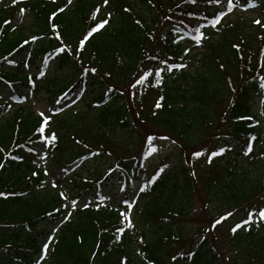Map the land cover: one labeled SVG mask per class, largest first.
I'll return each instance as SVG.
<instances>
[{
    "label": "trees",
    "instance_id": "1",
    "mask_svg": "<svg viewBox=\"0 0 264 264\" xmlns=\"http://www.w3.org/2000/svg\"><path fill=\"white\" fill-rule=\"evenodd\" d=\"M65 3L67 0H0V57L14 48L18 50L13 53L16 64L0 59V148L5 152L11 148L12 154L24 157L22 162L11 161L0 153V160H5V167L0 169V192L14 193L0 197V264H37L43 246L58 226L60 231L55 233L47 259L41 264H120L125 256L128 264H188L189 251L196 253L190 264H264V222L259 227L253 223L250 230L244 226L235 235L231 231L248 218L250 211L255 209L256 220L259 210L264 209V119L253 106L261 94L264 96V39H260L264 30L259 26L247 29L245 24H251L253 19L236 16L228 20L217 39L203 42L205 49L195 60V69L166 75L161 89H140L144 95L130 99L128 84L144 58V50L149 54H176V62H184L179 56L184 47L195 42L191 39L197 34L194 27L209 25L204 31L211 37L215 30L210 27L211 20L225 11L227 0L220 5L208 4L207 0H197L195 5L184 0H152L155 7L148 0H109L108 6L103 5V0H73L53 18L64 44L71 48L70 53L57 54L60 42L51 32L48 16ZM257 4L260 14H264V1ZM97 6V23L107 18L108 12L113 13L112 19L86 42L78 62V42L88 30L90 13ZM221 6L224 9L220 10ZM126 7L131 11L124 12ZM21 8L25 9L23 17ZM188 12L208 19L194 20ZM166 15L172 20H165ZM135 19L143 27L136 25ZM5 20L10 23L4 24ZM173 26L180 31H171ZM151 33L156 34L154 41L148 38ZM33 35L44 39L20 48ZM161 35L169 41L180 36L185 40L176 46L160 40ZM234 44L240 45L239 54ZM44 59H48L49 67H45ZM81 62L97 68L98 73L82 75ZM41 70L46 74L37 79ZM105 72H110L111 77ZM30 76L36 80V87L30 83ZM33 88L49 96L47 109H65L52 115L50 122V130L58 136L55 148L30 142V138L35 139L33 131L40 121L29 102ZM108 88L112 91L108 92ZM161 95L163 107L153 116L154 104ZM57 99L60 104L55 103ZM45 114L51 115V111ZM140 120L147 122L145 130L170 137L168 141H154L158 157L144 154L145 130H141ZM251 136L257 137L254 154L245 156ZM169 141L173 147L166 150L164 143ZM17 144L24 145L23 149ZM29 147L35 148V154L27 151ZM219 147L232 150L208 164L207 155ZM171 150L179 157L176 163L169 164ZM201 150H206L205 155L192 160L191 154ZM44 151L48 152L49 171L66 176L67 194L80 201L71 220L62 225L59 222L67 209L61 208L65 203L58 194L61 189H52L51 179L43 176L45 164L39 157ZM93 152L99 155L90 156ZM154 157L159 159L157 164L151 161ZM186 159L191 160V166ZM91 162L97 165L84 169ZM165 164L168 167L147 192L133 191L132 176L146 169L145 184ZM34 170H40L41 175L29 179ZM44 180L48 183L41 189L38 183ZM192 180L203 192L204 207L196 216L191 214ZM120 187L124 189L123 197L116 203L114 197L120 194ZM113 189L117 190L116 196L111 195ZM105 195L112 199L101 201L99 197ZM125 198L134 203L131 219L135 227L123 225L126 231L116 243V228L121 226L119 213L127 210ZM88 200L95 203L83 209ZM96 204L107 206L97 211ZM227 212L233 215L210 230L209 222ZM184 220L197 221L194 230L200 238L193 241L182 232ZM210 235L227 246L230 258L222 260L214 254L222 253L226 246L212 242ZM187 240V252L180 256L177 250L173 261L171 257L178 249L173 246Z\"/></svg>",
    "mask_w": 264,
    "mask_h": 264
},
{
    "label": "snow or ice",
    "instance_id": "2",
    "mask_svg": "<svg viewBox=\"0 0 264 264\" xmlns=\"http://www.w3.org/2000/svg\"><path fill=\"white\" fill-rule=\"evenodd\" d=\"M15 3V0H13ZM184 2L189 3V4H197V0H184ZM223 2V0H207L208 4L212 5H220ZM53 3H55V0H53ZM73 0H67V3H65L62 7H58L55 11H52L50 15L48 16V21L50 24V29L51 32L54 35V38L60 42V47L55 49V52L57 54L61 53H66V52H71V48L67 45L64 44L63 38L61 36V33L58 31V25L53 22V18L57 17L58 13H62L67 9L70 5H72ZM149 5L152 7H155V5L152 4V0H148ZM103 5L108 6L109 5V0H103ZM237 7V4L233 3V0H227V10L226 11H221L215 18L211 20L210 27L216 28L217 25L221 24V21L223 20L224 17L228 16L235 8ZM257 7V4L254 2V0H248L246 5L243 6L244 10L247 11L249 8H255ZM124 12H130L131 10L129 8H124ZM100 11V6H97L94 8L89 16L90 20V25L86 33L83 35V37L79 40L78 46L76 48V59L80 60V53L85 49L86 42L90 40L94 36V34L98 33L100 30L105 29L106 26L109 25V21L112 19L113 13L108 12L107 13V18L101 20L100 22H96L97 20V14ZM25 15V9L21 8L20 9V16L23 17ZM188 17L200 21V20H207L208 17H200L194 12H188L187 13ZM165 20H172L171 16H165ZM10 21L5 20L4 24H9ZM134 23L140 27H143L141 24V21L139 19H135ZM184 21L181 20L180 24H183ZM252 24L259 26L260 29L264 30V22H262L261 19H253ZM209 27L207 24H197L196 27H194L193 31L197 33L196 35L192 36L191 39L195 41V47H202L203 42L207 39H210L211 37L205 34L204 28ZM14 30V29H13ZM217 31L220 29L216 28ZM171 31L178 32L180 29L176 26H173L171 28ZM148 38L150 40H155L156 39V34L151 33L148 34ZM41 39H44V37L41 36H36L33 35L30 37V39H25L23 41V44L20 45V48H23L24 45H28L30 43H35ZM160 40L164 41L165 43H172L175 44L176 46H180L181 42L185 40L184 36H180L178 39L173 37L171 41H169L167 36L161 35L159 37ZM260 39H264V37H260ZM243 43V41H241ZM237 53L239 54L240 52V45L234 44L232 46ZM193 51L192 47H188L182 50L179 60L184 61L186 57L190 55V53ZM13 53H18L17 49H13L12 51L8 52L7 55L0 57L3 61L7 62L8 64H16L17 61L15 60V57L13 56ZM261 54L264 55V49H261ZM31 54H28L27 58H30ZM9 57H13L12 59H9ZM145 62H147V66L145 65ZM44 65L47 67L48 65V59H44ZM30 67V65H29ZM189 67L188 63L176 62V54L173 55H168V54H163L161 55L159 51H156L152 54H149L147 50H144V58L141 61L140 66H138L137 71L133 74L132 80L128 84V95L130 99H135L137 96H143L144 92H141L140 89H144L145 91L148 88H158L161 89L165 85V77L166 75H173L175 71L178 70H183ZM221 68H223V65H220ZM264 67V65H262ZM81 70H82V75H96L98 73V69L95 67H89L85 66L81 62ZM45 71L41 70L39 77L37 79L42 78L45 75ZM105 76L111 77L110 72H105ZM2 79V77H0ZM30 83L32 84L33 87H36V80H33L32 77L30 76L29 78ZM262 80H264V77H262ZM264 87V84L261 85ZM108 92L112 91V88L107 89ZM123 94V93H121ZM82 96L83 94L80 93ZM67 94H65L66 98ZM27 99V97H25ZM164 101V96L161 95L159 99L155 102L154 104V110L152 112L153 116H156L157 110L161 109L163 107V102ZM23 103V101H21ZM56 104H60L61 101L59 99L56 100ZM73 103H76L75 100H73ZM72 105L69 104L68 107H71ZM64 108H58V109H52L49 110L45 108L44 110L39 111L37 114L40 117V121L38 122V126L34 129L33 131V137L35 139L30 138V142L33 144H40L43 145L44 148L51 149L55 148L58 146L57 141H58V136L55 131H51V119L52 115H56L59 112L64 111ZM46 111H51V115H46ZM135 116L137 119L140 118V112L135 113ZM238 119H248L251 120L252 117H239ZM140 123L142 126L146 125V121L140 120ZM161 140V141H168L170 140V137L168 136H161L155 133L149 132L147 129L145 130V156H151L159 151V149L154 145V141ZM257 140L256 136H251L247 142L246 148L244 150V155L249 156L254 154V148H253V142ZM77 143H80V141H76ZM172 143H175V140H171ZM16 147L23 149L24 145L22 144H17ZM87 147V145H85ZM232 149L229 147H219L218 150L212 151L210 154L207 155V160L206 162L208 164H211L213 162V159L218 157V156H223L226 152L231 151ZM29 153L35 154V148L34 147H29L27 149ZM206 150H201V151H194L191 154L192 160L199 159L200 157L205 155ZM0 153L3 154L5 157V160H11V161H20L22 162L24 160V157L21 155H15L12 154V149L10 148L8 152H5L3 148H0ZM99 155L98 152H93L90 153V156H95ZM90 158V157H85V159ZM40 160H43L45 167L42 169L43 176L48 177L51 179V188L52 189H58L61 188L59 191V197L63 203L61 205V208L67 209L66 214L61 218V221L59 222L61 225L63 223H67L71 220L72 215L74 212L78 210V205L80 204V201L77 197L70 198L69 195L67 194L66 190L62 189V185L65 182L66 176L64 175H58L55 172L49 171L48 167L46 166L48 163V152L44 151V154L39 157ZM5 160H0V169H3L5 167ZM36 160H33V163H36ZM191 166V160L186 159L185 161ZM168 167L167 164L163 165L160 167L155 175H153L150 180H148L147 183H145L143 186L138 188L139 193H144L147 192L149 187L153 184L156 183V181L160 178L161 174L165 171V169ZM66 169H62L61 172L66 173ZM111 171V169L109 170ZM41 175L40 170H34L32 172V176L29 177V179H32V177H39ZM192 175H195V172L192 173ZM48 181L44 180L38 183V186L43 189L47 185ZM121 191H124L123 188L120 189ZM8 195H14V193H4L0 192V197L7 198ZM99 196V193L97 194ZM101 201H107L111 200L112 196L110 195H105V196H100L99 197ZM138 199V197H137ZM95 203L94 200H88L83 203L82 208L83 209H89L93 204ZM123 204L126 205L127 210L126 211H120L119 215L121 217V226L116 228V235H115V242L119 243L121 241V237L126 231V228L123 225H127L128 229H132L135 227V225L132 222L131 219V210L134 207V203L132 200L125 198L123 200ZM101 206H107L103 204H96V210L98 211ZM57 212L60 211V209H56ZM48 215H52L49 213ZM233 215L232 212H227L225 215H222L219 219H216L215 221H210V230L215 229L216 226L222 224L224 221H226L229 217ZM257 213L255 209L250 211L248 213V218L245 219L242 223H237L234 227H232L231 231L235 235L237 231L244 226H249L248 229L250 230V226L255 223L257 227H259L260 222H264V209H260L258 212V219L254 220L253 217L256 216ZM60 231V227H56L54 233L51 235L49 238L48 242L43 246V255L40 259L37 260V264H41L42 260L47 259L48 253H49V248L50 245L53 243V241L56 239L55 233H58ZM106 231V229L104 230ZM140 243L143 244V238H140ZM97 247H99V244H97ZM94 257L96 256V253L94 252L92 254ZM178 255L183 256V253H179ZM196 255L195 252L189 251L187 253V260L191 261L193 260L194 256ZM173 261L177 259V255H173L171 257ZM120 264H128L127 257H122ZM148 264H153L152 261H148Z\"/></svg>",
    "mask_w": 264,
    "mask_h": 264
},
{
    "label": "rangeland",
    "instance_id": "3",
    "mask_svg": "<svg viewBox=\"0 0 264 264\" xmlns=\"http://www.w3.org/2000/svg\"><path fill=\"white\" fill-rule=\"evenodd\" d=\"M234 1H236V0H233V2ZM262 1H264V0H262ZM254 2L257 4V0H254ZM246 3L247 2H243L241 0L236 2L237 7L228 16H226V18H224L221 21V24L217 27L220 30L218 32H214V34L212 36L213 39H217L219 34H221L224 31V30L221 31L223 29V27H224L223 25L225 23H227L228 20L230 21V20L235 19L236 16L241 17V18L244 17V19H257V18L259 19V18H261L263 16L262 13L260 14V12L258 11V6L255 7V8H249L247 11H245L243 6L246 5ZM221 9H223V6L220 7V10ZM225 9L227 10V7ZM242 25H243V23H242ZM245 25H246L247 29L248 28L249 29L252 28V26L253 27L256 26V25H253L252 23L251 24L250 23L249 24L246 23ZM243 36H244V34H243ZM190 47L193 48V51L190 53V55L188 57H186L187 61L184 60V63H188L189 67L184 69V70L190 69L192 71L193 69H195L194 67L197 65L195 60H197L200 57V52L203 51V49L205 47L204 46L195 47V42H192ZM184 48H187V46L184 47ZM49 66L50 65H48L47 67H49ZM48 99H49V96L46 95L43 91H39V93H38L36 91V88H33V91H32V93L30 95L29 102L32 103V106H33V109H34L35 113H38L39 111L44 110L45 108H48V105H49V100ZM81 105H82L81 102L77 104L78 107H81ZM253 106L256 109L258 108L259 113H262V111H263V117H264V99H263L262 95H260V97H258L257 100L255 102H253ZM140 128H141V130L142 129L145 130L144 126H141ZM164 147H165L166 150H169L170 148L173 147V144L170 143V141L169 142H165L164 143ZM172 150H171V152L169 154V158L167 159L169 164L176 163L178 161V157H179L177 152L172 151ZM153 155L155 157H158L159 156V151L157 153L153 154ZM155 157L151 161H153L154 164H157V162H159V159L156 160ZM94 164H95V166L97 165L95 162H91L84 169L92 168L94 166ZM51 172H55V171H51ZM146 172H147L146 169H143V171L140 172L138 174V176H132V179H133L132 189H133V191H137L139 187L143 186V184L145 182L144 181L145 179H144L143 176H144V174ZM82 175L85 176V171L82 172ZM191 182L193 184L191 185L192 189L190 191L194 195L192 200H191V202L193 204V206H192L193 209H192V213L191 214L192 215L195 214L194 216H196V215H199V214H197L198 212L202 211L200 208L204 207L203 197L201 196L203 194V192L201 191V193H200V187L201 186L199 184H197L195 180H192ZM121 188L122 187H120L118 189V192L120 194L118 195V197H116L117 199L114 197V202H116V203L121 202V199L123 197V192L120 190ZM62 189L63 190L68 189L67 184L64 183L62 185ZM111 195L112 196H116L117 195V190L113 189ZM131 212H132V210H131ZM183 223H184V229H183L182 232L185 235L191 236L193 241L197 240V238H200V236L195 235L196 233H195V230H194L195 227H197V225H198L197 221L184 220ZM210 240L212 242L216 241L215 243H217L219 246H226L225 244L220 243V239L219 238L218 239L216 238L214 240V237L212 235H210ZM189 244H190V241L187 240V241L180 242L179 244H175L173 247H174V249L179 248L182 251H187L188 247H189ZM214 254H217V256L219 254V259H222V260L223 259L226 260L227 256H228V258H230V256H231L227 246H226V250L223 251L222 253L221 252H218V253L214 252ZM188 264H190V261H189Z\"/></svg>",
    "mask_w": 264,
    "mask_h": 264
}]
</instances>
